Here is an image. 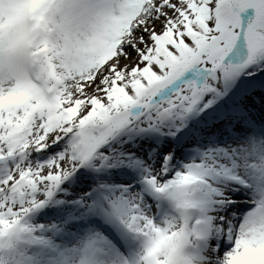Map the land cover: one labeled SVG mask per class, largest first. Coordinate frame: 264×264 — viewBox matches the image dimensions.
Returning a JSON list of instances; mask_svg holds the SVG:
<instances>
[{
    "label": "snow or ice",
    "instance_id": "1",
    "mask_svg": "<svg viewBox=\"0 0 264 264\" xmlns=\"http://www.w3.org/2000/svg\"><path fill=\"white\" fill-rule=\"evenodd\" d=\"M0 264H264V0H0Z\"/></svg>",
    "mask_w": 264,
    "mask_h": 264
}]
</instances>
